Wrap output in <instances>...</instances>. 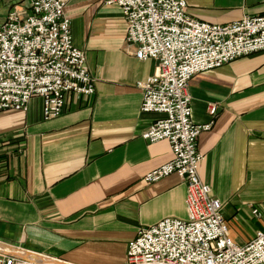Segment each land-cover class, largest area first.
I'll use <instances>...</instances> for the list:
<instances>
[{"label": "crops", "instance_id": "0c3cea01", "mask_svg": "<svg viewBox=\"0 0 264 264\" xmlns=\"http://www.w3.org/2000/svg\"><path fill=\"white\" fill-rule=\"evenodd\" d=\"M63 1L95 94H71L52 120L41 98L27 112H0V253L40 264H126L141 228L187 218L186 182L176 174L144 181L173 159L168 141L142 137L163 117L141 112L137 86L158 62L135 57L120 8ZM186 1L192 17L215 25L264 16V0ZM12 10L26 15L28 0H0V27ZM189 92L196 124L210 121V104L219 108L198 140L199 174L221 201L232 239L246 245L264 231V51L197 74Z\"/></svg>", "mask_w": 264, "mask_h": 264}, {"label": "built area", "instance_id": "2783aa9c", "mask_svg": "<svg viewBox=\"0 0 264 264\" xmlns=\"http://www.w3.org/2000/svg\"><path fill=\"white\" fill-rule=\"evenodd\" d=\"M26 15L12 10L0 27V112L25 111L43 100L45 120L64 113L71 94H95L85 51L74 44L71 19L63 0H28ZM121 9L126 43L141 61L158 62L156 72L137 86L142 113L162 118L142 137L168 141L173 159L145 175L153 184L176 174L187 184V218H166L141 228L127 248L126 264H264V231L246 245L232 239L221 201L199 174L204 156L200 135L209 131L219 108L210 104V121L193 120L191 80L199 73L264 51V16L225 25L192 17L186 0H104ZM261 217L258 208L253 209ZM0 264H40L0 253Z\"/></svg>", "mask_w": 264, "mask_h": 264}, {"label": "rangeland", "instance_id": "374dc122", "mask_svg": "<svg viewBox=\"0 0 264 264\" xmlns=\"http://www.w3.org/2000/svg\"><path fill=\"white\" fill-rule=\"evenodd\" d=\"M261 210L263 211V214H264V207H261Z\"/></svg>", "mask_w": 264, "mask_h": 264}]
</instances>
